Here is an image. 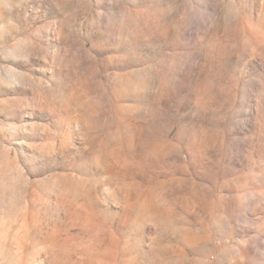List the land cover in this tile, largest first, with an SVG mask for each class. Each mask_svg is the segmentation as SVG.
<instances>
[{"label": "rangeland", "instance_id": "374dc122", "mask_svg": "<svg viewBox=\"0 0 264 264\" xmlns=\"http://www.w3.org/2000/svg\"><path fill=\"white\" fill-rule=\"evenodd\" d=\"M0 264H264V0H0Z\"/></svg>", "mask_w": 264, "mask_h": 264}]
</instances>
